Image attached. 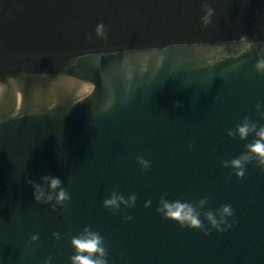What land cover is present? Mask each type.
I'll return each instance as SVG.
<instances>
[{
	"label": "water",
	"instance_id": "1",
	"mask_svg": "<svg viewBox=\"0 0 264 264\" xmlns=\"http://www.w3.org/2000/svg\"><path fill=\"white\" fill-rule=\"evenodd\" d=\"M259 55L264 0H0V264H70L86 225L108 264H264V171L221 163L253 138L227 128L264 124ZM43 174L63 181V205L33 199L27 180L46 187ZM113 189L134 204L106 208ZM161 195L229 203L235 222L181 226L156 210Z\"/></svg>",
	"mask_w": 264,
	"mask_h": 264
},
{
	"label": "clouds",
	"instance_id": "2",
	"mask_svg": "<svg viewBox=\"0 0 264 264\" xmlns=\"http://www.w3.org/2000/svg\"><path fill=\"white\" fill-rule=\"evenodd\" d=\"M213 13L212 7H207L201 15V21L208 24ZM107 26L103 21H98L95 26V33L98 36L106 37ZM241 40L245 41V46L250 47L253 44L252 40L247 39L246 34L241 35ZM255 68L257 71L264 72V55H259L255 61ZM179 103V102H177ZM262 105L258 101L256 108L261 109ZM228 136H239L245 138L249 133L253 134L252 141L246 144V151L229 159L222 160L224 166H230L232 172L237 177L245 174V166L249 160H254L261 171H264V124L257 125V122L251 120L249 117H242L234 126L226 129ZM141 167H147L149 160L143 156H137ZM40 181H46L47 186L35 179L29 178L28 184L32 185L33 199L40 202H51L50 206L55 208L57 205H63L70 199V194L63 185V181L59 176L43 174L39 178ZM207 196H202L196 203L188 200H171L164 195L160 196L159 203L156 210L162 216L177 221L181 226H188L199 228L207 233L212 229L217 231L227 230L235 222L229 220L233 216L234 209L229 203H223L215 210H203L199 207L203 205ZM136 200V194L130 192L127 195L113 189L104 199L103 205L109 209H118L121 205L131 207ZM150 199L144 200V205L149 206ZM203 215L204 219H201ZM131 219V216L125 217ZM52 235L59 239L61 233L53 231ZM38 233H32L30 240H36ZM72 253L69 256L70 264H108L107 252L104 243V237L100 232L89 228L87 225L77 234L71 237ZM43 264H51V256L46 257Z\"/></svg>",
	"mask_w": 264,
	"mask_h": 264
}]
</instances>
